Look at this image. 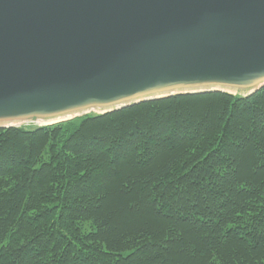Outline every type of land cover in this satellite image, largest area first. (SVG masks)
Masks as SVG:
<instances>
[{
	"label": "trees",
	"instance_id": "1",
	"mask_svg": "<svg viewBox=\"0 0 264 264\" xmlns=\"http://www.w3.org/2000/svg\"><path fill=\"white\" fill-rule=\"evenodd\" d=\"M0 264H264V87L0 128Z\"/></svg>",
	"mask_w": 264,
	"mask_h": 264
},
{
	"label": "water",
	"instance_id": "2",
	"mask_svg": "<svg viewBox=\"0 0 264 264\" xmlns=\"http://www.w3.org/2000/svg\"><path fill=\"white\" fill-rule=\"evenodd\" d=\"M262 87L264 0H0V120Z\"/></svg>",
	"mask_w": 264,
	"mask_h": 264
},
{
	"label": "bare ground",
	"instance_id": "3",
	"mask_svg": "<svg viewBox=\"0 0 264 264\" xmlns=\"http://www.w3.org/2000/svg\"><path fill=\"white\" fill-rule=\"evenodd\" d=\"M255 87L253 88H247V87H235V86H229V85H212V86H199V87H193L191 90L195 89H223L226 91H229L231 93L235 94H241L245 95L253 91ZM164 94V93H163ZM123 102L114 104L112 106H105V107H99V106H91V107H82V108H76L73 110L65 111L62 114H53L49 117L45 116H27V117H21V118H11L7 120H0V125H16V126H24L28 124H34L38 126L47 125L51 123H55L58 121H63L70 118H75L78 116H82L85 114H91V113H100L104 112L111 107H116L118 105H121Z\"/></svg>",
	"mask_w": 264,
	"mask_h": 264
},
{
	"label": "rangeland",
	"instance_id": "4",
	"mask_svg": "<svg viewBox=\"0 0 264 264\" xmlns=\"http://www.w3.org/2000/svg\"><path fill=\"white\" fill-rule=\"evenodd\" d=\"M20 127H26V128H28V129H35V128H38L39 126H36V125H34V124H28V125H25V126H20ZM86 229H90V225H86Z\"/></svg>",
	"mask_w": 264,
	"mask_h": 264
}]
</instances>
